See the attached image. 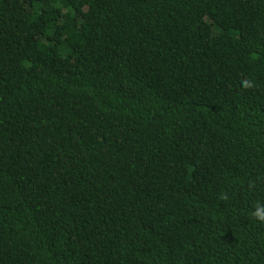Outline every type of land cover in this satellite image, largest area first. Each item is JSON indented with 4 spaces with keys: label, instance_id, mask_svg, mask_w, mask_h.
<instances>
[{
    "label": "trees",
    "instance_id": "trees-1",
    "mask_svg": "<svg viewBox=\"0 0 264 264\" xmlns=\"http://www.w3.org/2000/svg\"><path fill=\"white\" fill-rule=\"evenodd\" d=\"M0 264H264V0H0Z\"/></svg>",
    "mask_w": 264,
    "mask_h": 264
}]
</instances>
